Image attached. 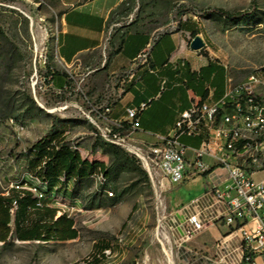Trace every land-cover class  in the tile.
Returning <instances> with one entry per match:
<instances>
[{
  "label": "rangeland",
  "instance_id": "1",
  "mask_svg": "<svg viewBox=\"0 0 264 264\" xmlns=\"http://www.w3.org/2000/svg\"><path fill=\"white\" fill-rule=\"evenodd\" d=\"M220 12L252 13L227 23ZM60 13L58 0H0V193L19 186L37 194L33 188L41 186L28 169L29 151L52 129L64 133L58 145L68 147L79 163L104 164L110 176L102 182L97 169L75 198L53 199L52 206L73 220L77 239L19 242L12 233L8 245L0 244V264H91L92 246L101 241L111 244L114 255L98 264H182L185 255L169 217L170 191L153 187L140 163L125 151L121 162L106 153L107 145L88 122L90 105L100 98L87 89V70L76 72L64 92L49 86ZM184 22L195 23L202 49L234 82L256 72L264 82V0H125L109 27L119 34L128 24L125 31L156 39ZM191 40L185 34V45ZM259 91L264 100V87Z\"/></svg>",
  "mask_w": 264,
  "mask_h": 264
},
{
  "label": "crops",
  "instance_id": "2",
  "mask_svg": "<svg viewBox=\"0 0 264 264\" xmlns=\"http://www.w3.org/2000/svg\"><path fill=\"white\" fill-rule=\"evenodd\" d=\"M58 1L61 13L53 42L56 69L49 86L55 93L64 92L68 81L75 80L76 72L87 70L84 75L87 89L94 98H100L90 105L86 115L89 123L115 121L124 124L126 109L156 98L141 114L139 130L129 134L132 142L153 144L154 135H166L191 101L214 102L222 97L228 76L225 67L209 58L203 49L192 51L190 42L185 45L188 33L184 27L177 26L175 31L163 33L165 35L156 39L146 32L125 31L128 24L115 34L109 27L111 15L125 0ZM146 37L148 43L144 46L142 39ZM144 50H149L145 64L140 59ZM162 80L165 89L160 91ZM180 141L188 148L186 155L190 158L191 149L198 146L200 138L181 137ZM206 163L212 165L210 161ZM251 176L256 182L264 180V169L255 166ZM225 178L224 170L210 168L190 181L165 188L170 191L173 221L182 220L178 212L181 206L213 185L223 187ZM60 214L58 212L57 216ZM253 227L250 222L244 229ZM226 236L238 241L240 231H234L223 222L206 224L191 241L184 243L183 249L209 250Z\"/></svg>",
  "mask_w": 264,
  "mask_h": 264
},
{
  "label": "built area",
  "instance_id": "3",
  "mask_svg": "<svg viewBox=\"0 0 264 264\" xmlns=\"http://www.w3.org/2000/svg\"><path fill=\"white\" fill-rule=\"evenodd\" d=\"M148 57L149 50L141 52L142 63ZM40 58L45 64V56ZM263 87L257 72L240 82L227 76L220 99L191 101L179 113L171 130L166 135H154L155 142L143 144L144 149L131 144L129 134L139 130L141 114L156 98L126 109L124 124L90 121L100 140L134 157L158 190L181 185L210 168L225 171L223 187L213 185L181 206L178 212L182 220L174 222L175 214L169 215L173 235L185 255L182 264H264V180L256 182L251 176L255 166L264 165V100L259 91ZM164 89L162 80L160 91ZM181 137L200 138L198 146L191 149L190 158ZM220 222L240 231L238 241L226 236L209 250L183 249L184 243L191 241L206 224ZM250 222L254 227L244 229ZM117 245L121 247L120 240ZM103 255L112 257L113 249L105 250Z\"/></svg>",
  "mask_w": 264,
  "mask_h": 264
},
{
  "label": "trees",
  "instance_id": "4",
  "mask_svg": "<svg viewBox=\"0 0 264 264\" xmlns=\"http://www.w3.org/2000/svg\"><path fill=\"white\" fill-rule=\"evenodd\" d=\"M251 13L227 14L220 12V15L227 23H235L242 19H248ZM178 27H184L191 39L199 34L194 22L179 23ZM142 43L144 46L148 43L147 37L142 39ZM203 55L206 56L205 53ZM54 75L51 74V81ZM51 131L48 136L37 140L29 151L31 159L28 169L41 186L33 188L37 194L33 195L31 190H25L19 186L10 189L7 195L0 193V244L2 246L10 243L12 233L15 240L19 242L49 243L77 239L78 232L74 228L73 220L65 213L57 216L59 211L52 206L53 199L55 197L65 200L75 198L81 184L96 176L97 169L102 173L100 175L102 182H105L110 176V171L105 168L104 164H100L99 168H96L95 164L79 163L76 158L71 156L68 147L58 145V142L64 137V133L53 129ZM106 145L104 151L121 162L125 154L124 151L117 146ZM98 146L97 143L94 144L93 149ZM38 195L41 197L38 198ZM134 209V207L131 209L127 220L131 217ZM109 248H111V244L108 241L93 244L90 253L91 264H98L104 257L103 252Z\"/></svg>",
  "mask_w": 264,
  "mask_h": 264
},
{
  "label": "water",
  "instance_id": "5",
  "mask_svg": "<svg viewBox=\"0 0 264 264\" xmlns=\"http://www.w3.org/2000/svg\"><path fill=\"white\" fill-rule=\"evenodd\" d=\"M203 46L204 44L198 36L194 37L189 43V48L192 51H199L203 48Z\"/></svg>",
  "mask_w": 264,
  "mask_h": 264
}]
</instances>
